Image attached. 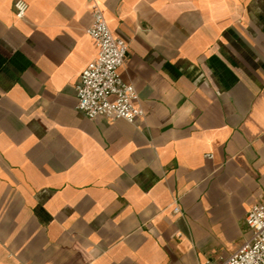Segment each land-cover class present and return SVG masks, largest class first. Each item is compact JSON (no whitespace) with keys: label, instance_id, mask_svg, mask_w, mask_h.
I'll return each mask as SVG.
<instances>
[{"label":"crops","instance_id":"1","mask_svg":"<svg viewBox=\"0 0 264 264\" xmlns=\"http://www.w3.org/2000/svg\"><path fill=\"white\" fill-rule=\"evenodd\" d=\"M26 1L0 0V264H221L264 195V0ZM94 4L137 124L77 107Z\"/></svg>","mask_w":264,"mask_h":264},{"label":"built area","instance_id":"2","mask_svg":"<svg viewBox=\"0 0 264 264\" xmlns=\"http://www.w3.org/2000/svg\"><path fill=\"white\" fill-rule=\"evenodd\" d=\"M14 8L16 17L24 19L29 3L15 0ZM92 10L93 21L87 33L95 41L97 55L80 73L76 84L77 107L90 119L100 116L122 118L137 124L145 115L139 103L140 95L135 85L123 80L120 73L129 52V43L111 31L97 4ZM174 211H180L178 205ZM245 222L252 231L250 236L221 264H264V195L247 211Z\"/></svg>","mask_w":264,"mask_h":264},{"label":"rangeland","instance_id":"3","mask_svg":"<svg viewBox=\"0 0 264 264\" xmlns=\"http://www.w3.org/2000/svg\"><path fill=\"white\" fill-rule=\"evenodd\" d=\"M251 232H252V231L250 230L249 233L251 234Z\"/></svg>","mask_w":264,"mask_h":264}]
</instances>
